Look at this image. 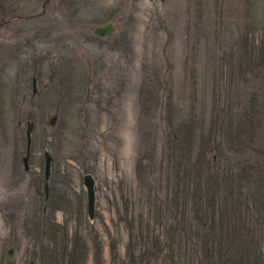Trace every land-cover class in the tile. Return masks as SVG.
<instances>
[{"label": "rangeland", "instance_id": "rangeland-1", "mask_svg": "<svg viewBox=\"0 0 264 264\" xmlns=\"http://www.w3.org/2000/svg\"><path fill=\"white\" fill-rule=\"evenodd\" d=\"M25 1L15 11H41ZM44 219L66 237L35 231ZM217 231L235 239L226 257L247 247L264 264V0H48L0 25V264H44L75 233L84 264H132L139 232H167L190 264L192 243Z\"/></svg>", "mask_w": 264, "mask_h": 264}, {"label": "trees", "instance_id": "trees-1", "mask_svg": "<svg viewBox=\"0 0 264 264\" xmlns=\"http://www.w3.org/2000/svg\"><path fill=\"white\" fill-rule=\"evenodd\" d=\"M160 210L161 209L158 208V211ZM213 222V215L207 214L206 217L202 219L201 224L205 226L204 229H207L214 224ZM42 224L34 222L35 231L41 230V233L45 231L46 234H48L49 232L55 233L54 231H56L57 233H61V239L63 237H66V229L64 226L61 225L56 228L52 227L57 225H54V222H51L50 220L47 221L46 219H44V222ZM164 225L172 233L175 232V226L171 224V222H165ZM220 232H216L219 233L218 235L212 233L210 238L209 234L207 233L204 235V237H201L202 245L200 249L195 248V242L192 243V246L194 248H191L192 252L189 255L190 264L197 262L200 264H237L242 262L241 257H245L246 264H262L256 250L253 251L247 247L244 248V250L241 252V255L239 254V256H237V250H233L232 253H234L235 256L226 257L225 254L229 251L227 245H232L235 239L226 245V239H223V236ZM139 234L140 235L137 238V241L140 240L139 247L134 250V245L136 242H134V244H131V239L130 245L126 247V256L130 259L132 264L135 263L136 258H140L146 261H153L154 264H176L177 258H179L180 256L179 253L182 254V250L180 251L178 248V257L176 258L175 254L172 252L171 244L167 237V232H165V234L162 236L153 234L151 239L147 241L143 240L147 236L143 237L141 232H139ZM205 236H207V239L205 238ZM233 237L235 238V236ZM71 240L72 241L67 248L68 250L66 249V242L61 244V250H56L55 246L50 247V250L45 249L44 252H46V257H49V259L46 260L45 257H43L44 259H42V263L84 264L86 247H84L82 243L78 242V236L76 233L72 236ZM180 240L182 243L181 238H179V241ZM109 248L112 256H114V244L111 243ZM93 253L94 255H97L99 253V246L97 244H93Z\"/></svg>", "mask_w": 264, "mask_h": 264}, {"label": "water", "instance_id": "water-1", "mask_svg": "<svg viewBox=\"0 0 264 264\" xmlns=\"http://www.w3.org/2000/svg\"><path fill=\"white\" fill-rule=\"evenodd\" d=\"M114 28V24L112 22H107L104 24H98L92 26L91 30L94 34L102 36L105 34H108L112 29ZM34 81L35 78L32 77V91H34ZM47 122L48 124H52L53 119H54V114H49L47 116ZM32 127V121L28 120L25 125L24 129V135H25V149H24V154L21 157V163H22V168L25 170L28 167L27 163V158L29 154V147H30V130ZM43 154V194L44 197H46L47 190H48V185H47V177L49 174V167H50V160L51 156L50 154L44 150L42 152ZM82 184L84 186V191H85V210H86V215L88 218L93 217V212H94V179L92 175L89 172H85L82 174ZM13 248L12 246H8L5 250V258H10L12 254Z\"/></svg>", "mask_w": 264, "mask_h": 264}, {"label": "flooded vegetation", "instance_id": "flooded-vegetation-1", "mask_svg": "<svg viewBox=\"0 0 264 264\" xmlns=\"http://www.w3.org/2000/svg\"><path fill=\"white\" fill-rule=\"evenodd\" d=\"M48 0H43L42 3H41V11L38 12L39 14H41L43 11H44V5L45 3L47 2ZM1 9H2V15L0 17V25H4L6 23H8L9 21L11 20H19V19H22V18H33L34 16H36L38 13H36L35 11L33 12H29L27 14H22L21 12H17L15 11L16 8H14V6L16 5H21V4H24L26 3L25 0H14V1H4V0H1ZM21 2V4H20ZM35 7V6H34ZM33 7V9H34ZM19 8H17L18 10ZM32 9V10H33ZM3 11H6L7 14H3ZM19 29V28H18Z\"/></svg>", "mask_w": 264, "mask_h": 264}]
</instances>
